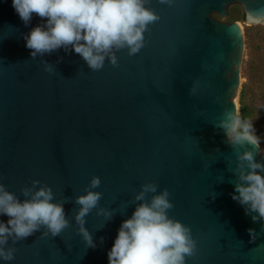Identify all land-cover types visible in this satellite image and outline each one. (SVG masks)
I'll use <instances>...</instances> for the list:
<instances>
[{
  "label": "water",
  "instance_id": "obj_1",
  "mask_svg": "<svg viewBox=\"0 0 264 264\" xmlns=\"http://www.w3.org/2000/svg\"><path fill=\"white\" fill-rule=\"evenodd\" d=\"M233 5L244 23L223 20ZM145 7L157 19L140 50L113 48L116 63L106 56L93 70L71 46L30 55L25 37L45 21L33 14L25 26L11 0H0V185L21 202L51 189L67 221L56 236L41 225L26 239L8 237L2 247L14 259L0 264H108L121 223L165 191L168 218L193 242L184 264H264V221L253 223L231 195L238 156L251 151L264 165V152L230 143L221 126L240 115L244 26H264V0ZM147 185L156 191L138 201ZM89 192L100 199L81 222L77 199Z\"/></svg>",
  "mask_w": 264,
  "mask_h": 264
},
{
  "label": "clouds",
  "instance_id": "obj_2",
  "mask_svg": "<svg viewBox=\"0 0 264 264\" xmlns=\"http://www.w3.org/2000/svg\"><path fill=\"white\" fill-rule=\"evenodd\" d=\"M11 7L25 26L33 14L45 21L25 37L30 55L35 57L71 46L93 70L103 67L106 56L116 63L111 55L113 48L127 47L129 55L136 54L143 46L147 25L157 19L145 7V0H11ZM221 126L230 143L260 146L253 123L241 120L237 113L228 114ZM238 161L239 182L232 199L245 207V215L256 214L251 216L253 223L258 219L264 221V175L261 174L264 165L255 161L251 151L239 155ZM38 183L34 181L33 185ZM99 183L98 178H93L91 187H98ZM149 191L155 192L156 187L145 186L136 199L142 201L144 192ZM24 194L27 196L28 192ZM52 199L51 189L42 187L31 199L21 202L0 185V216L9 218L7 222L0 221V259H14L13 251L6 252L2 247L10 236L26 239L41 225L56 236L67 226L62 205L51 203ZM99 199L100 193L95 192L79 197L77 203L82 207L77 219L82 222ZM171 207L167 191L150 203L139 204L131 217L121 223L107 253L108 264H184V256L191 254L193 242L186 227L168 218L167 210ZM248 233L252 236L254 230L248 229ZM84 237L88 246L95 249L87 232Z\"/></svg>",
  "mask_w": 264,
  "mask_h": 264
},
{
  "label": "trees",
  "instance_id": "obj_3",
  "mask_svg": "<svg viewBox=\"0 0 264 264\" xmlns=\"http://www.w3.org/2000/svg\"><path fill=\"white\" fill-rule=\"evenodd\" d=\"M215 18L220 17L215 15ZM227 22H245V13L240 5H233L228 11ZM245 44L249 59L245 63L239 95L240 118L253 123L255 135L260 138L264 152V26L245 27Z\"/></svg>",
  "mask_w": 264,
  "mask_h": 264
},
{
  "label": "rangeland",
  "instance_id": "obj_4",
  "mask_svg": "<svg viewBox=\"0 0 264 264\" xmlns=\"http://www.w3.org/2000/svg\"><path fill=\"white\" fill-rule=\"evenodd\" d=\"M232 7V6H231ZM230 9V8H229ZM223 20H226V19H223ZM242 23V22H241ZM245 27H247V26H244V31H245ZM249 54H248V51H247V49H246V44H245V51H244V57H243V65H242V70H241V73H242V75H241V88H242V85L244 84V83H246V78L243 76V71H244V67H245V63L248 61V59H249Z\"/></svg>",
  "mask_w": 264,
  "mask_h": 264
}]
</instances>
